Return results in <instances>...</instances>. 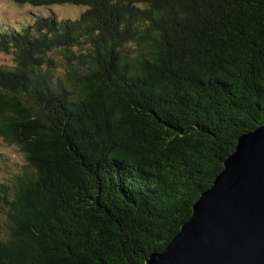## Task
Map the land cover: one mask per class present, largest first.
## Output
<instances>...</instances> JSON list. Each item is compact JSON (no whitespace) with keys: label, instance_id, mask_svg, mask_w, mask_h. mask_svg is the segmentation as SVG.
I'll return each mask as SVG.
<instances>
[{"label":"trees","instance_id":"trees-1","mask_svg":"<svg viewBox=\"0 0 264 264\" xmlns=\"http://www.w3.org/2000/svg\"><path fill=\"white\" fill-rule=\"evenodd\" d=\"M9 1L84 11L0 33V264H145L264 125V0Z\"/></svg>","mask_w":264,"mask_h":264},{"label":"water","instance_id":"water-1","mask_svg":"<svg viewBox=\"0 0 264 264\" xmlns=\"http://www.w3.org/2000/svg\"><path fill=\"white\" fill-rule=\"evenodd\" d=\"M212 186L145 264H264V125L236 140Z\"/></svg>","mask_w":264,"mask_h":264},{"label":"rangeland","instance_id":"rangeland-1","mask_svg":"<svg viewBox=\"0 0 264 264\" xmlns=\"http://www.w3.org/2000/svg\"><path fill=\"white\" fill-rule=\"evenodd\" d=\"M84 9L71 6H55L51 8L19 7L9 0H0V33L20 31L23 26L32 25L35 17L53 16L59 21L76 20ZM2 64L11 65L10 56L0 55ZM62 72V70H58ZM26 168L25 160L16 147L6 144L0 138V183L20 174ZM5 217L0 214L1 223Z\"/></svg>","mask_w":264,"mask_h":264}]
</instances>
